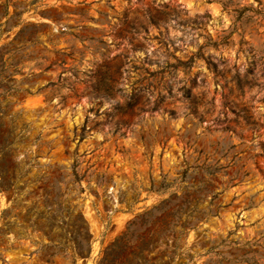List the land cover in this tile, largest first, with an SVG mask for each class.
<instances>
[{
  "label": "rangeland",
  "instance_id": "obj_1",
  "mask_svg": "<svg viewBox=\"0 0 264 264\" xmlns=\"http://www.w3.org/2000/svg\"><path fill=\"white\" fill-rule=\"evenodd\" d=\"M104 71L122 94L94 95ZM150 83L157 108L119 115L115 101ZM10 141L0 264H96L163 200L181 212L149 261L264 264V0H0V147Z\"/></svg>",
  "mask_w": 264,
  "mask_h": 264
},
{
  "label": "trees",
  "instance_id": "obj_2",
  "mask_svg": "<svg viewBox=\"0 0 264 264\" xmlns=\"http://www.w3.org/2000/svg\"><path fill=\"white\" fill-rule=\"evenodd\" d=\"M191 64L192 59H189V61L187 62L176 60V63L172 64H167L166 62V64L161 67L158 74L162 75L165 70L169 71V73L174 72L180 66L184 69L187 68L186 70H188ZM149 76L153 77L154 74H150ZM117 82L118 78L110 75L108 71H104L102 76L97 80L93 87L94 95L100 98L111 99L116 93L122 94V89L117 86ZM191 84L194 85V81H192ZM178 90L181 93V97L189 102L190 110L195 112V109L197 108V105L201 102V100L195 96H192L190 88L186 87L185 85L179 87ZM162 100L163 97L161 96L160 91L155 93V86H152L150 83L146 87H137V89H135L132 94L126 96L125 106H120L117 101H115V104L119 115L122 116L125 115L128 111H131V109L139 102L150 104L151 106L149 109L153 111L157 108V105ZM85 124L86 121L81 126L79 136L80 141L86 134ZM117 129L118 123L115 124V130ZM12 142L13 141H10L3 147H0V154H2V152L6 148L12 146ZM4 173V163H2V160L0 159V192H3L7 189V185H5L2 179ZM75 182H77L76 179ZM168 203L169 201L163 200L161 202V205L153 207V210L156 212L162 211L160 216H156L152 219L154 213L151 211H146L143 214L137 215L135 218L130 220L121 234L113 242L105 247L102 256L99 258L96 264H158L156 259H152L151 261H149L147 259V255L151 252L152 247L157 242L159 236L174 227L175 223L171 221V219H169L168 215H170L171 217H175V214H179V211L181 212L182 206L180 203L176 204V210H173L172 213V207L168 206ZM181 226L183 228L186 227V225L184 224H182ZM141 228H143V230L145 231L144 236L140 238H133L134 231ZM75 233L78 237H81L84 240H87V238L89 237L88 232L81 227H77ZM174 245H176V239ZM127 250H130V252L128 253L130 259L128 256H124L126 255ZM88 253V251H84V253L82 251L80 253H77V255L85 258L88 256Z\"/></svg>",
  "mask_w": 264,
  "mask_h": 264
}]
</instances>
